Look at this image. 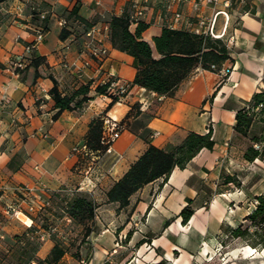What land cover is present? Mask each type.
I'll return each mask as SVG.
<instances>
[{
  "label": "crops",
  "instance_id": "crops-1",
  "mask_svg": "<svg viewBox=\"0 0 264 264\" xmlns=\"http://www.w3.org/2000/svg\"><path fill=\"white\" fill-rule=\"evenodd\" d=\"M133 1L145 9L141 20L148 27L141 36L152 47V38L174 20L176 11L181 16L173 28L193 30L196 25V11L186 2L176 4L171 0H0V185L9 191L27 185L33 188V194L77 189L102 199V189L118 179L145 150L144 133L153 145L165 147L181 142L189 131L203 134L211 129L215 142L212 149L202 148L184 168H173L166 182H151L131 197L135 207L129 221H123V212L118 215L112 212L114 204L104 205L107 229L102 233L113 230L115 223L121 227L118 234L127 233L134 225L131 243H137L146 234H157L151 246L168 253L175 243L184 247L188 242L190 247L196 246L195 240L199 239L196 237L210 240L209 236L227 217L225 205L234 199L231 195L235 193L227 196L223 191H215L222 167L219 160L226 154L233 135L236 111L261 88L264 22L242 15L241 28H237L228 22L224 26V19H220L216 31L223 32L224 40L232 37L226 43L230 64L224 61L217 64L228 69L226 80L221 82L216 71L196 67L173 96H164L132 83L136 71L133 58L114 48L108 37L102 43L108 54L100 62L89 60L86 55L88 38L83 24L70 19L73 32L65 39L59 37L62 27L58 20L65 18L74 6L77 15L91 27L108 24L111 16L130 12ZM34 8L47 11L44 39L32 53L33 57H42V61L37 65L28 62L21 74L15 76L13 63L33 39L30 24ZM201 12L210 14V8L203 6ZM135 27L136 23L130 25L132 31ZM153 53L157 56L155 50ZM65 64L71 65V69ZM78 69L83 71L80 80L73 74ZM107 76L130 84L128 93L110 107L111 98L95 92V87ZM51 77L63 93L89 82L91 98L82 108L64 110L53 118L56 109L49 94ZM128 114L132 115L127 117ZM99 115L121 122L122 127L109 151L91 155L87 157L91 161L83 164L80 156L83 140L89 123ZM204 189L212 193L209 208L196 210L189 224L182 223L180 210L188 199L192 203L204 202ZM234 213L226 218L230 225L235 220ZM139 217L144 221L137 223ZM96 218L100 222L98 215ZM167 219L171 221L165 226ZM51 245L50 240L43 239L41 246ZM242 246L245 255L257 252L249 245ZM255 257L264 263V256Z\"/></svg>",
  "mask_w": 264,
  "mask_h": 264
},
{
  "label": "trees",
  "instance_id": "trees-1",
  "mask_svg": "<svg viewBox=\"0 0 264 264\" xmlns=\"http://www.w3.org/2000/svg\"><path fill=\"white\" fill-rule=\"evenodd\" d=\"M40 11L42 10L33 9L31 24L40 26L46 31L48 18L46 15L45 18L40 19L38 15ZM65 19L67 23L61 28L59 33L61 39H65L73 32L71 28L72 24L69 22L70 19L83 24L84 32L90 26V23L77 15L76 6L69 11ZM135 23L136 27L132 31L130 29L132 22L129 11H125L119 16H111L108 21V38L114 48L129 54L133 58V65L136 71L132 83L157 94L173 96L179 84L196 67L208 69L211 64H220L230 58L226 43L222 38H214L209 34H197L193 30L172 28L167 25L163 26L161 32L152 38V47L141 36V33L148 27V24L141 19ZM154 50L157 56L154 55ZM32 53L33 51L28 56V62L34 65L39 64L42 61V57H33ZM51 80L53 85L49 90V94L53 101V108L56 109L53 118H56L64 110L82 108L91 98L88 95L90 91L89 82L79 84L70 93H63L59 90L57 81L53 77H51ZM107 87L108 84H98L95 87V92L108 95L111 98V102L108 105L110 107L112 103L118 101V96L108 92ZM130 115L132 114H128L127 117H130ZM104 119V115H99L89 123V128L82 144L85 146V150H81L80 152L81 160L87 159L91 155L98 156L106 152L110 145V143H107L103 139ZM121 124V122H118L119 131L122 127ZM257 129L259 130L258 133ZM211 134V129H208L203 134L189 131L181 142L168 144L165 147H157L148 140L147 133H144L143 138L147 143L145 150L129 165L128 169L118 179L102 190L103 202L105 204H114L117 212L128 209L126 222L129 221L135 207L134 204H131V197L143 186L151 182L157 180H160L161 183L166 182L173 168H184L202 148L212 149L215 142ZM233 134L244 138L251 137V144L243 151L242 157L244 160L252 162L255 159H262L264 157L263 91H255L249 100L245 101L244 106L236 111ZM232 181V176L227 175L223 176L220 184L226 185ZM254 200L257 203L250 212L244 215V222L238 224L236 227L225 225L223 232L225 235H228V238H246L247 245L257 250L264 249V194L255 195ZM65 203L64 212L66 216L72 223L81 227L79 242L76 250L71 255L82 259L80 248L84 244H89L88 237L95 231L96 210L100 203L85 191L75 192ZM191 203L192 201L188 199L187 204L179 212V216L184 223L194 212V209L190 206ZM46 205V201L45 203L42 202L39 209L45 208ZM170 221L171 219H167L164 225H168ZM250 228H253V230H250ZM33 229H37L34 219L33 224L28 230L33 231ZM120 229L121 227L117 231ZM132 232L133 228L127 231L125 241L129 240ZM14 237L19 238L18 234H15ZM252 237L257 240L255 241ZM50 239L53 243L44 258L36 256V252L42 245L41 243L31 245V253L27 258H24L28 252L25 248L19 252V256L23 257L22 259L25 263L36 260L37 264H58L63 256L68 253L69 248L59 238L51 236ZM149 240L150 237L145 236L135 246H139ZM89 260V256L84 258L86 263ZM100 264L114 263L111 260H104ZM142 264L158 263L145 262Z\"/></svg>",
  "mask_w": 264,
  "mask_h": 264
},
{
  "label": "rangeland",
  "instance_id": "rangeland-1",
  "mask_svg": "<svg viewBox=\"0 0 264 264\" xmlns=\"http://www.w3.org/2000/svg\"><path fill=\"white\" fill-rule=\"evenodd\" d=\"M203 6L209 7L208 5ZM220 8L222 6L217 5V9ZM213 12L214 10L210 8V14H204L203 12L201 14L210 17ZM227 13V22L232 27L241 28L242 15H248L264 22V0H231ZM220 19H224L225 22L224 15L219 14L216 18V24L220 22ZM223 35L220 38L223 39ZM231 40L230 37L224 41L229 44ZM255 45L259 46V43L256 42ZM225 62L230 64L227 60ZM208 70H211L210 67ZM226 77L227 75L220 76V81H225ZM261 78V88L258 91L264 92V73L261 74ZM258 131L257 129V133ZM250 138L233 134L227 143L226 154L219 160L222 167L215 191H223L227 196H230L228 194L230 192L235 194L231 195L234 196V199L226 202L225 216L227 217L223 218L217 231L211 237L209 236L210 240L205 236L202 238L196 237L199 238L195 240L196 246L190 247L188 242L184 247L175 243L173 249L167 253L151 246L152 240L157 237V234H146L144 236L150 237V240L135 246L136 243H131V240L125 241L126 233L118 234L116 232L119 227L117 223H115L114 226L116 227L113 230L102 233L107 229L105 228L107 227L105 218L107 213L104 211V205L106 206V204L101 197L96 196L98 198L97 202L100 203L96 210V217L98 215L100 222L95 218V231L88 237L89 244L81 246L82 259H78L71 254L76 250L79 242L81 227L72 223L64 212L65 201L77 192V189H61L39 194L34 192V195L33 188L27 185L12 187V191H9L4 185H0V264H37L36 260L25 263L23 257L19 256V252L23 248L28 250L27 255L24 256V258H27L31 253V245L42 244L43 239L51 241V236L61 239L69 248L68 253L63 256L58 264H100L104 260H111L114 264H142L145 262L158 264H258L260 261L261 264H264L261 258L255 257L264 256L263 249H257L256 253L245 255L246 249L242 245H247L246 238H228V235L223 232L224 226L230 225L226 220L228 214L233 215L236 212L234 213L236 215L235 220L232 221L231 225L236 227L244 222V216L242 217V215L250 212L256 205L257 201L254 200V196L264 194V157L255 159L252 162H247L242 157L244 149L251 144ZM255 146L257 145L255 144ZM89 159H83V164L91 161V158ZM17 161L18 159L15 160L16 163ZM227 175L232 176L233 181L226 185L220 184L223 176ZM203 195L206 202L190 204L194 212L200 208H209V197L212 196V193L204 189ZM45 201L47 202L45 208L39 209L40 204L45 203ZM112 206L113 213L115 212L118 215L123 212V221L127 220L128 209L117 212L115 205ZM33 219L37 229L29 231L28 228L33 224ZM188 220L185 224H189ZM136 221L140 223L144 219L139 217ZM132 226L134 227V225ZM250 230H253V228H250ZM15 234H18L19 238H15ZM29 241L31 243H27ZM51 243L53 242L51 241ZM50 248L51 246H40L36 256L44 258ZM204 248H206V251H203ZM88 256L90 260L86 263L84 258Z\"/></svg>",
  "mask_w": 264,
  "mask_h": 264
},
{
  "label": "built area",
  "instance_id": "built-area-1",
  "mask_svg": "<svg viewBox=\"0 0 264 264\" xmlns=\"http://www.w3.org/2000/svg\"><path fill=\"white\" fill-rule=\"evenodd\" d=\"M172 3L180 4L186 2L189 6L196 11V25L193 28V31L197 34H209L214 38H220L223 35L222 33H218L214 30L216 24V18L219 14L224 15L225 22L224 26L228 20L227 9L231 5V0H171ZM221 5L222 8L217 9V5ZM203 5H208L210 8L214 10L213 14L209 16H204L201 14V7ZM130 20L132 23L140 20L144 14L145 9L143 6L136 1L131 2L130 4ZM36 9V8H34ZM39 18L43 19L47 15V11H40ZM180 12L176 11L174 14V20L169 22L167 26L172 27L174 22L180 18ZM59 25L64 27L67 23L65 18H60L58 20ZM30 28L33 32V39L31 42L24 46L23 54L13 63L12 73L15 76H19L21 72L24 70L25 66L28 62V56H30L31 52L34 48L42 42L44 39L45 31L40 27L33 24H30ZM109 26L107 23L101 25H93L89 27L85 31V35L88 38L86 42L85 52L89 60H94L96 62L102 61L107 57V49L102 46L103 39L108 37ZM232 39V37H231ZM87 61H85V65ZM68 70L71 69V65L65 64ZM210 69L216 71L220 76H226L228 73V69L224 66H218L217 64H211ZM76 79L80 80L83 76V71L78 69L73 72ZM99 84H108V92L118 96V100L123 98L129 90L130 84L125 81L118 79L115 76H107L103 78ZM120 131L118 130V122L111 119H104V132L103 139L107 143H110L106 151H109L112 142L119 136ZM82 150H85V146L82 145ZM19 213V212H18Z\"/></svg>",
  "mask_w": 264,
  "mask_h": 264
},
{
  "label": "bare ground",
  "instance_id": "bare-ground-1",
  "mask_svg": "<svg viewBox=\"0 0 264 264\" xmlns=\"http://www.w3.org/2000/svg\"><path fill=\"white\" fill-rule=\"evenodd\" d=\"M29 219V218H28ZM28 225V224H27ZM254 249V248H253ZM255 250V249H254Z\"/></svg>",
  "mask_w": 264,
  "mask_h": 264
}]
</instances>
